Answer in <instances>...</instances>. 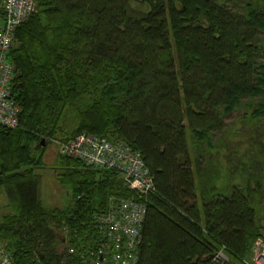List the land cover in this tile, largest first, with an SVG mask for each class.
Masks as SVG:
<instances>
[{"label": "trees", "instance_id": "trees-1", "mask_svg": "<svg viewBox=\"0 0 264 264\" xmlns=\"http://www.w3.org/2000/svg\"><path fill=\"white\" fill-rule=\"evenodd\" d=\"M32 1L7 55L18 125L0 129V246L12 263L103 264L97 218L133 197L121 176L56 150L67 197L48 208L38 192L47 144L88 133L138 152L152 177L136 264H217L221 247L224 264H240L264 242V0ZM233 110L251 129L244 161L202 166Z\"/></svg>", "mask_w": 264, "mask_h": 264}, {"label": "built area", "instance_id": "built-area-1", "mask_svg": "<svg viewBox=\"0 0 264 264\" xmlns=\"http://www.w3.org/2000/svg\"><path fill=\"white\" fill-rule=\"evenodd\" d=\"M34 12L32 0L0 1V129H14L18 125L20 109L11 96L14 67L7 55L12 47L14 30ZM55 145L60 156L76 159L87 167L116 172L133 193L132 198L110 203L108 213L97 218L104 238V242H100L103 254L98 259L103 264H136V249L145 215V205L140 199L154 191L152 177L139 153L121 142L88 133H79L71 140ZM211 260L217 264L229 262L223 247ZM239 263L264 264V242L257 240L249 256ZM0 264H13L2 246Z\"/></svg>", "mask_w": 264, "mask_h": 264}, {"label": "rangeland", "instance_id": "rangeland-1", "mask_svg": "<svg viewBox=\"0 0 264 264\" xmlns=\"http://www.w3.org/2000/svg\"><path fill=\"white\" fill-rule=\"evenodd\" d=\"M228 1L239 4L241 1H246V0H228ZM240 115L241 112L239 110H233L232 112L228 113L224 117L225 132L212 139L211 146H213V148H208L205 150L200 149L202 151L201 155L203 156V159L200 160L202 166L206 164L205 157H208V155H212L211 157L213 163L218 162L222 166L221 169L222 172H224L226 166V161H225L226 159L224 158L225 155H228L227 157L229 159V163L232 166L238 164L237 163L238 160H240L241 162L244 161L242 155L245 151V148L249 145V139H247V135L250 134L251 129L248 128L249 126L246 125L244 126V124H241L239 122ZM261 137L262 136H260V138ZM218 139L221 142H219ZM260 140L262 141L263 139ZM204 146L205 145H203V147ZM216 152H219L218 156L215 154ZM55 155H56V146H54L53 144L50 145L48 143L47 146L45 147L44 154L42 157L43 165H41L40 169L37 170V173L40 176V184L38 189L40 201L44 207L46 206L48 208L57 207L59 206V204H60L59 207H61V204H63L64 199L67 197V195H62V192L65 190L61 188L54 180V173L57 172L58 170L57 166H55L54 164ZM190 155L193 156L192 152L190 153ZM207 164L209 165V163ZM236 166L241 167L239 165ZM206 167L208 166L206 165ZM207 171L208 174L210 173L214 177L215 175L216 176L218 175L216 168L212 169V167H208ZM237 173H238L237 168L236 171H233V173H231L232 175H234L233 177L235 178L236 182L237 180L239 181V178L237 177ZM220 178L215 182L214 186H220L221 183H223V181H220ZM207 179H208L207 174L205 172L202 173L200 177L198 176V181L196 183L197 188L205 186L206 184L209 185L207 183L208 181ZM61 197L62 199H60ZM8 213L9 210L5 206V199L0 192V214L4 215Z\"/></svg>", "mask_w": 264, "mask_h": 264}, {"label": "water", "instance_id": "water-1", "mask_svg": "<svg viewBox=\"0 0 264 264\" xmlns=\"http://www.w3.org/2000/svg\"><path fill=\"white\" fill-rule=\"evenodd\" d=\"M43 143H44V142H43V140H41V141H40V144H41V146H43V145H44Z\"/></svg>", "mask_w": 264, "mask_h": 264}, {"label": "crops", "instance_id": "crops-1", "mask_svg": "<svg viewBox=\"0 0 264 264\" xmlns=\"http://www.w3.org/2000/svg\"><path fill=\"white\" fill-rule=\"evenodd\" d=\"M2 194V193H1ZM3 195V194H2ZM3 197H4V195H3ZM5 199V198H4Z\"/></svg>", "mask_w": 264, "mask_h": 264}]
</instances>
